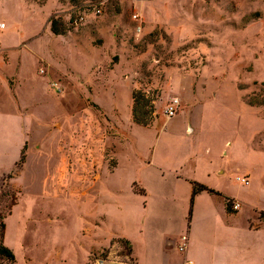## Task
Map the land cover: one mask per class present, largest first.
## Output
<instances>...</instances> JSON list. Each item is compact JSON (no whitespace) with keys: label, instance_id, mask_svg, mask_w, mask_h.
Returning a JSON list of instances; mask_svg holds the SVG:
<instances>
[{"label":"rangeland","instance_id":"rangeland-1","mask_svg":"<svg viewBox=\"0 0 264 264\" xmlns=\"http://www.w3.org/2000/svg\"><path fill=\"white\" fill-rule=\"evenodd\" d=\"M78 10L77 27L51 33V17ZM0 23L10 69L37 90L24 157L0 160L14 254L0 264H135L127 236L143 258L180 259L200 180L240 208L228 216L222 195H197L192 251L264 264V0H0ZM134 90L152 100L147 127L133 124Z\"/></svg>","mask_w":264,"mask_h":264},{"label":"crops","instance_id":"crops-1","mask_svg":"<svg viewBox=\"0 0 264 264\" xmlns=\"http://www.w3.org/2000/svg\"><path fill=\"white\" fill-rule=\"evenodd\" d=\"M3 27L4 24L0 23V30ZM0 58H1L0 59V160L8 159L9 157H11V154H13L18 156L17 159L18 161L23 147L25 145L27 147L29 146V138L31 135L30 130L28 128V123L32 122L31 116L33 114L31 115L28 113L29 102H27V100L32 99L33 101L37 97L36 95L37 90H35L30 95H28L27 93L24 92V90H22V88L24 87L22 82H24L25 75H23V73L20 72L19 67L16 68L14 71L10 69L7 48L1 45H0ZM39 59H41V57ZM35 142H37V140H35ZM116 165L114 166V168L116 167ZM200 181L205 182L203 180ZM192 182L193 181L189 182L190 192L192 191ZM201 182H197V183H201ZM207 187L212 188L210 186ZM212 189H214L218 194L202 191L196 194L194 198L202 193L208 195H214V196L222 195L224 197L222 211L228 216L232 213H235L236 212L235 210L231 209L232 212H228L225 208L226 199H230L231 201L232 198L223 195L219 189H215V188ZM192 206L193 205H191V216H192ZM190 221L191 220L188 221V215H187V233H184L180 236V243H181V237L183 235L186 236L185 247L182 251L178 249L180 253H184L186 251L185 249H187V251L186 254L183 255L180 259L179 258L173 259L165 255H153L151 257L150 255H147L145 258H143L141 254H139L137 251L136 248L137 241H135V239L129 236L122 238L129 241L131 247L130 253L134 258L135 264H204V261L203 260L201 261L199 257L200 255H197L195 252L192 251L194 240L190 239V237L192 236V228H190ZM206 261L208 264H231L229 258L222 253H216V254L209 253L206 256Z\"/></svg>","mask_w":264,"mask_h":264},{"label":"trees","instance_id":"trees-1","mask_svg":"<svg viewBox=\"0 0 264 264\" xmlns=\"http://www.w3.org/2000/svg\"><path fill=\"white\" fill-rule=\"evenodd\" d=\"M67 24L70 26H73L71 24V19L65 22L63 18L60 16L58 17L53 16L50 18V30L55 35H63L66 31ZM131 99H132L131 116H132L133 123L140 125V126H144V127L149 126L151 122L153 121L154 106H153L152 100L148 97H145V95L138 90L132 91ZM25 149L26 148L24 146L23 149L21 150L19 161L22 160V158L24 157ZM202 191L218 194L214 189L209 188L205 186L204 184L193 181L192 191H191V196H190V209L188 211V221L190 220V216H191V205L193 202V198L196 194ZM138 192L141 194H144L143 189L138 190ZM10 198H11V203L14 202L15 194L10 193ZM225 208L228 212H232L230 208V199H226ZM263 217H264V214H263ZM3 230H4V222L0 220V237H1L0 255L4 256L5 258H8L9 260H13L14 259L13 252L2 243ZM124 241L130 247L129 241L126 239H124ZM130 252H131V247H130Z\"/></svg>","mask_w":264,"mask_h":264},{"label":"built area","instance_id":"built-area-1","mask_svg":"<svg viewBox=\"0 0 264 264\" xmlns=\"http://www.w3.org/2000/svg\"><path fill=\"white\" fill-rule=\"evenodd\" d=\"M102 4H103L102 2L84 1V3L80 6H82L84 8L91 7L94 13L100 14L102 11ZM79 10H78L77 14L69 17V19H71V24L73 25V27H77L84 18L83 14H81ZM132 18H133V20L137 21L136 26H135L136 30L140 31L141 24H140L139 16L136 13H134L132 15ZM39 72L41 74H43L45 71L43 68H40ZM51 85L55 86L56 88L58 87V84H56V82L51 83ZM56 90L60 91V89H56ZM178 106H179L178 98L176 96H173L169 99V102H167V104L165 105L164 113L167 116L171 117L177 113ZM236 179L242 184H248L249 183V180L246 176H237ZM230 207L232 210H237L240 207V203L237 200L230 201ZM185 242H186V236L183 235L181 237V243L178 247V249L180 251H182L184 249Z\"/></svg>","mask_w":264,"mask_h":264}]
</instances>
